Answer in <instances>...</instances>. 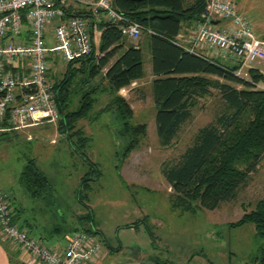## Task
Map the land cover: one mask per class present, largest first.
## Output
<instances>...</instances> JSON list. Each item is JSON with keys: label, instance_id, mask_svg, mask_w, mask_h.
<instances>
[{"label": "trees", "instance_id": "16d2710c", "mask_svg": "<svg viewBox=\"0 0 264 264\" xmlns=\"http://www.w3.org/2000/svg\"><path fill=\"white\" fill-rule=\"evenodd\" d=\"M111 6L139 24L143 30L137 39L144 36L149 44L153 76L150 92L156 109V137L161 148H170L178 140L182 126L193 119L199 102L217 97L219 108L213 120L197 131L175 164L161 168L172 190L175 207L184 211H194V207L208 211L217 209L221 203L234 199L240 188L246 187L250 174L264 158V77L255 69H246L247 79L239 77L236 75L239 64L208 57L200 51L189 52L180 43L178 36L184 31L191 34L195 23L200 21L205 0H112ZM99 28L98 55H94L93 44L89 55L67 63L63 79L52 83L62 117L56 130L66 136L73 151L95 174V179L87 176L80 179V190L98 180L100 173L84 152L89 138L77 124L92 115L102 96H106L109 103L96 115L113 112L121 122L120 134L128 138L120 153L122 161L138 148L146 135V125L133 124L134 112L118 94L143 79L142 49L128 43L137 39L122 35L118 27L108 22H103ZM74 64L77 67H73ZM74 99L76 106L71 109ZM74 140L82 143L80 149L83 150L75 147ZM18 181L33 198L43 197L50 189L46 177L33 161L23 167ZM6 196L13 214L12 223L35 237L27 220L21 218L22 210L13 206V196ZM77 201L86 210L79 220L88 219L86 225L90 226V230L84 232L97 235L106 243L101 231L94 226L90 207L82 201L79 189ZM138 224L119 229L135 228ZM244 224H251L255 237L264 242V199L256 202L251 210H244L242 217L228 227ZM73 232L81 231L71 230L65 237ZM38 240L42 243L40 236ZM252 264H264V248Z\"/></svg>", "mask_w": 264, "mask_h": 264}, {"label": "rangeland", "instance_id": "374dc122", "mask_svg": "<svg viewBox=\"0 0 264 264\" xmlns=\"http://www.w3.org/2000/svg\"><path fill=\"white\" fill-rule=\"evenodd\" d=\"M237 9L254 16L264 29V0H232ZM95 57L99 50V32L94 34ZM54 46L53 42L50 43ZM146 73L148 50L143 47ZM52 83L64 77L67 65L59 53L50 56ZM73 67H77L74 64ZM258 88L263 86L258 85ZM132 92L133 124L146 125V135L136 150L121 160L120 153L128 138L120 134L121 122L113 112L96 115L109 100L102 96L92 115L77 124L88 137L84 152L100 173L98 180L79 188L83 176L94 178V171L70 147L57 124L29 130L31 140L23 133L0 135V191L11 194L28 213L33 212L41 223L56 229L55 241L69 231L90 230L88 219L79 220L86 210L78 204V189L82 201L90 207L93 224L101 231L106 243L94 235L102 251L111 253V264H252L264 248L255 237L251 224L229 228L244 210H251L264 199V158L252 172L246 187L235 198L223 202L215 210L194 207L184 211L172 202V190L161 168L175 164L197 131L215 116L217 97L199 102L194 117L182 126L178 140L167 149L159 146L155 131L154 103L150 88ZM135 89V88H133ZM75 100V99H74ZM76 100L71 109L75 108ZM96 117V119H94ZM73 138V137H72ZM54 140V143H51ZM74 145L78 149L82 143ZM83 150V149H80ZM33 161L46 177L50 189L43 197L33 198L19 183L22 168ZM95 179V178H94ZM8 185V187H7ZM142 220V221H141ZM139 222L135 228H123Z\"/></svg>", "mask_w": 264, "mask_h": 264}, {"label": "built area", "instance_id": "2783aa9c", "mask_svg": "<svg viewBox=\"0 0 264 264\" xmlns=\"http://www.w3.org/2000/svg\"><path fill=\"white\" fill-rule=\"evenodd\" d=\"M111 2L0 0V134L60 122L49 77L52 54L59 53L65 64L89 55L103 22L132 40L139 37L142 27L114 10ZM187 43L189 52L207 49L239 64V77L248 78L246 69L264 77V38L253 33L248 19L230 0H205ZM26 139L32 137L28 134ZM6 195L0 191V234L27 255L24 264H89L101 254L95 238L83 232L71 233L60 251L43 245L12 223Z\"/></svg>", "mask_w": 264, "mask_h": 264}, {"label": "crops", "instance_id": "0c3cea01", "mask_svg": "<svg viewBox=\"0 0 264 264\" xmlns=\"http://www.w3.org/2000/svg\"><path fill=\"white\" fill-rule=\"evenodd\" d=\"M230 1L236 6L235 2H233L232 0H230ZM236 8H237V6H236ZM238 11L240 13L239 9H238ZM240 14H242L243 16H245L248 19V21L251 24V28H252L253 33L258 38L263 39L264 38V29H262L260 27V24L255 23V19L253 18L254 16H251L250 14H246V12H242V11ZM215 25H218L219 27H223L225 25V23L220 22V23H216ZM189 37H190L189 32L184 31L183 33H181L178 36V40L180 41V43L182 45L187 47L188 46L187 40L189 39ZM128 43H131L135 46H138L142 50L144 47L149 52L148 56H147V65H146L147 71H146V73L144 70V61H143V70H144L143 79L134 82L129 88L121 89L118 93L121 97H123L128 102L131 110L134 112V108L131 104V99H133L135 97L133 96L134 94H131V93L134 91L140 92L141 90H143L144 87H142V86H144V85L146 87L148 86L147 88H150V84H151V81L153 80V76L151 74V58H150L149 44H148L147 40L144 38V36H141L136 41L128 40ZM200 53H203L204 55H206L208 57L218 58L222 61L227 60V59H223L222 57H220L216 53L211 52L207 49H201ZM49 77L52 80V78L50 76V72H49ZM133 88H135V89H133ZM138 90H140V91H138ZM46 125H48V124H46ZM31 129H34V128L27 129L26 131H23L20 133H23L25 136L29 134L32 137V135L29 132V130H31ZM51 141H54V140H51ZM7 187H8V185H7ZM12 204L15 208H19L20 210H22L21 218H23L24 220H27V222L30 226L29 227L30 230L34 233L35 237H38V238H39V236L41 237L42 243L45 246L52 247V248L57 249L59 251L63 249L64 243L66 242V239L68 236L63 238L62 240L55 241V238L57 237L55 229L51 228V226L49 224H46L45 222L41 223L39 221V219H36V216L33 215L34 214L33 212L28 213L26 210H24L23 206L20 203H16L14 201V202H12ZM109 256H111V253L101 250V254L99 255V257L89 264H111V262H109V260H110ZM26 260H27V255L19 253L18 250L12 245V243L7 241L0 234V264H24ZM123 263L124 262H122L121 264H123ZM128 263H137V262L136 261H129ZM137 264H141V263H137Z\"/></svg>", "mask_w": 264, "mask_h": 264}, {"label": "water", "instance_id": "95a60500", "mask_svg": "<svg viewBox=\"0 0 264 264\" xmlns=\"http://www.w3.org/2000/svg\"><path fill=\"white\" fill-rule=\"evenodd\" d=\"M217 22H213V24H216Z\"/></svg>", "mask_w": 264, "mask_h": 264}, {"label": "bare ground", "instance_id": "6f19581e", "mask_svg": "<svg viewBox=\"0 0 264 264\" xmlns=\"http://www.w3.org/2000/svg\"><path fill=\"white\" fill-rule=\"evenodd\" d=\"M7 133H11V132H7Z\"/></svg>", "mask_w": 264, "mask_h": 264}]
</instances>
